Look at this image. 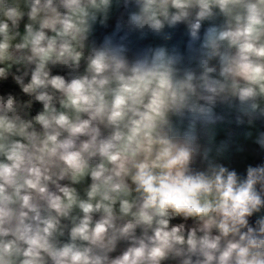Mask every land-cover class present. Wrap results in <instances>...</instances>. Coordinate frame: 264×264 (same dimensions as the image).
Here are the masks:
<instances>
[{"label":"clouds","instance_id":"9594fccd","mask_svg":"<svg viewBox=\"0 0 264 264\" xmlns=\"http://www.w3.org/2000/svg\"><path fill=\"white\" fill-rule=\"evenodd\" d=\"M0 264H264V0H0Z\"/></svg>","mask_w":264,"mask_h":264},{"label":"crops","instance_id":"0c3cea01","mask_svg":"<svg viewBox=\"0 0 264 264\" xmlns=\"http://www.w3.org/2000/svg\"><path fill=\"white\" fill-rule=\"evenodd\" d=\"M180 38H181V37H179V36L177 37V39H180Z\"/></svg>","mask_w":264,"mask_h":264}]
</instances>
